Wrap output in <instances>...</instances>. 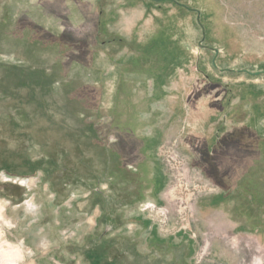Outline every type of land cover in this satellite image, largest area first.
<instances>
[{
    "label": "rangeland",
    "instance_id": "1",
    "mask_svg": "<svg viewBox=\"0 0 264 264\" xmlns=\"http://www.w3.org/2000/svg\"><path fill=\"white\" fill-rule=\"evenodd\" d=\"M104 208L119 264H264V0H0V264Z\"/></svg>",
    "mask_w": 264,
    "mask_h": 264
},
{
    "label": "crops",
    "instance_id": "2",
    "mask_svg": "<svg viewBox=\"0 0 264 264\" xmlns=\"http://www.w3.org/2000/svg\"><path fill=\"white\" fill-rule=\"evenodd\" d=\"M226 201V198L224 196L218 197L211 201V206L218 207L219 205L223 204ZM154 202H148L147 205H150ZM147 205L145 207H147ZM145 211V209H144ZM103 216L101 217V232H102V238H99L96 241H93L89 243V245L86 248V254L89 256L90 260L92 261V264H119L118 261L114 258H108L107 253L105 252L107 250V243L110 245H113L112 241H106L105 236L106 234L117 232L119 229V225L117 222H115L116 216L113 213V211L108 212L106 211V208H104ZM138 227L137 233L139 235H144L141 237V240H144L146 242H151L152 239L157 238V233L155 229L152 227L151 223L147 220H144ZM139 238V237H138ZM140 239V238H139ZM143 256V255H142Z\"/></svg>",
    "mask_w": 264,
    "mask_h": 264
},
{
    "label": "built area",
    "instance_id": "3",
    "mask_svg": "<svg viewBox=\"0 0 264 264\" xmlns=\"http://www.w3.org/2000/svg\"><path fill=\"white\" fill-rule=\"evenodd\" d=\"M147 211H152L155 212L157 214H161L162 217H166L167 213H164L163 211H161L159 208H157L155 205H149L146 207ZM163 224H165V222H163Z\"/></svg>",
    "mask_w": 264,
    "mask_h": 264
},
{
    "label": "trees",
    "instance_id": "4",
    "mask_svg": "<svg viewBox=\"0 0 264 264\" xmlns=\"http://www.w3.org/2000/svg\"><path fill=\"white\" fill-rule=\"evenodd\" d=\"M25 164H26V162H25ZM26 165H27V164H26ZM35 165H36L35 167H36L37 169H38V168L40 169V168H42V165H43V164H42L41 162H37V163H35ZM32 166H33V165H32Z\"/></svg>",
    "mask_w": 264,
    "mask_h": 264
},
{
    "label": "water",
    "instance_id": "5",
    "mask_svg": "<svg viewBox=\"0 0 264 264\" xmlns=\"http://www.w3.org/2000/svg\"><path fill=\"white\" fill-rule=\"evenodd\" d=\"M215 53L217 54V53H218V51L216 50V51H215ZM258 74H259V73H256L255 75H258Z\"/></svg>",
    "mask_w": 264,
    "mask_h": 264
},
{
    "label": "bare ground",
    "instance_id": "6",
    "mask_svg": "<svg viewBox=\"0 0 264 264\" xmlns=\"http://www.w3.org/2000/svg\"><path fill=\"white\" fill-rule=\"evenodd\" d=\"M1 216V215H0Z\"/></svg>",
    "mask_w": 264,
    "mask_h": 264
}]
</instances>
